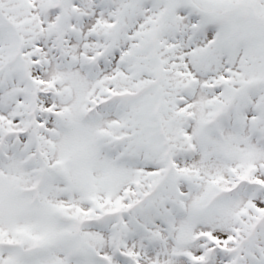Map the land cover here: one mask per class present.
I'll return each mask as SVG.
<instances>
[{
	"label": "snow or ice",
	"instance_id": "snow-or-ice-1",
	"mask_svg": "<svg viewBox=\"0 0 264 264\" xmlns=\"http://www.w3.org/2000/svg\"><path fill=\"white\" fill-rule=\"evenodd\" d=\"M0 264H264V0H0Z\"/></svg>",
	"mask_w": 264,
	"mask_h": 264
}]
</instances>
